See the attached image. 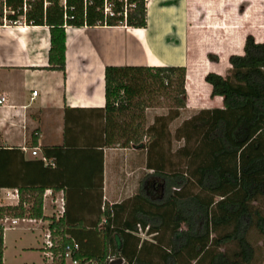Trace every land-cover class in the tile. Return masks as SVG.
Listing matches in <instances>:
<instances>
[{
	"label": "trees",
	"instance_id": "1",
	"mask_svg": "<svg viewBox=\"0 0 264 264\" xmlns=\"http://www.w3.org/2000/svg\"><path fill=\"white\" fill-rule=\"evenodd\" d=\"M27 4L24 12V0H0V24L6 5L14 10L7 20L24 17L27 24L48 26L47 68L64 74L68 26H148V0H66L65 5L62 0H28ZM230 63L226 76L216 72L205 76L211 96H222L224 106L194 112L174 135L170 123L188 104L187 68L106 66L105 107L85 110L104 120L97 139L102 147L118 144L146 150L147 168L153 172L133 197L106 204L90 228L48 218L55 240L51 264H66V246L73 241L80 245L71 254L79 264H108L113 257L123 258L125 264L264 263V42L249 34L244 54L232 55ZM157 94L171 101L170 111L157 115L145 129V110L153 106L148 96ZM173 139L183 141L174 152ZM152 175L162 184L160 196L144 189ZM43 191L30 209L21 200L0 211L19 218H47ZM76 231L97 233L100 240H79ZM142 232L152 237L143 239ZM3 253L0 225V264Z\"/></svg>",
	"mask_w": 264,
	"mask_h": 264
},
{
	"label": "crops",
	"instance_id": "2",
	"mask_svg": "<svg viewBox=\"0 0 264 264\" xmlns=\"http://www.w3.org/2000/svg\"><path fill=\"white\" fill-rule=\"evenodd\" d=\"M248 15V10L241 14L238 0H148L146 28L68 26L66 74L47 68L48 26L27 24L24 17L3 20L0 94L7 102L0 105V203L16 206L23 200L30 209L44 189L47 217L21 218L4 230V264H47L43 241L51 231L48 218L90 228L106 204L133 197L142 189L145 171L153 172L143 149L102 147L97 139L104 120L85 110L105 107L106 66H185V110L223 107V97L211 96L205 76L209 72L226 76L232 67L230 57L244 54L249 34L264 42V21L256 30L247 23ZM191 88L197 95L194 103ZM33 90L38 91L36 96ZM86 144L93 148H80ZM36 148L38 154L33 155ZM157 182L152 175L151 190L149 185L144 189L153 192ZM16 189L19 199L7 197ZM6 231L15 234L14 256L7 253ZM75 234L82 241L100 240L97 233Z\"/></svg>",
	"mask_w": 264,
	"mask_h": 264
},
{
	"label": "rangeland",
	"instance_id": "3",
	"mask_svg": "<svg viewBox=\"0 0 264 264\" xmlns=\"http://www.w3.org/2000/svg\"><path fill=\"white\" fill-rule=\"evenodd\" d=\"M239 3V9L241 14H244L247 10L249 11V15L246 19L247 23H249V26H256V30L261 28L263 25L261 23H263L264 21V0H238ZM23 18L21 17L20 20H22ZM252 29V28H251ZM191 102L194 103L197 95H195L192 91L191 88ZM150 97L149 101L151 102V104H153V106L147 108L145 110V117H144V128L146 129L148 126H150L153 122L154 119L157 115H165L168 114L170 111V107H171V101L166 98L164 95H158L157 96H148ZM152 97V98H151ZM185 110V109H184ZM198 111V110H197ZM196 112V111H194ZM194 112H189L187 110H185L184 112H181V116L177 119H175L174 121H172L170 123V130L172 132V134L174 135L176 129L178 126H180V124L187 118H189ZM183 141H177L175 139H173V143H172V151L174 152L178 146L182 145ZM144 150V149H143ZM144 152H146V150H144ZM147 172L145 171L144 173V178L146 177ZM150 181H151V177H148L145 183V186L149 185V188L151 190L150 187ZM155 181V179H154ZM159 181V185L157 184V188L153 189V196H160L163 190L162 184ZM144 183V181H143ZM155 186V185H154ZM12 229V228H9ZM8 236V250L7 253L10 256H14L15 255V249L13 248L14 246V238H15V234L12 231H6V237ZM141 237L143 239H150L152 236L151 235H147L146 232L141 233ZM70 263V262H69ZM71 264V263H70ZM264 264V263H263Z\"/></svg>",
	"mask_w": 264,
	"mask_h": 264
},
{
	"label": "built area",
	"instance_id": "4",
	"mask_svg": "<svg viewBox=\"0 0 264 264\" xmlns=\"http://www.w3.org/2000/svg\"><path fill=\"white\" fill-rule=\"evenodd\" d=\"M4 1H6V0H4ZM27 1L28 0H24V5H23L24 12H26V10H27V6H28ZM62 3L65 5L66 4V0H62ZM9 13H14V10L11 9V8H8L5 5V7H4V20L5 21L7 20L6 15L9 14ZM32 94H33V96H36L38 94V91L37 90H33ZM6 102H7L6 96L0 94V105L5 104ZM32 153H33V155H37L38 154V149L37 148L34 149ZM43 159L45 161H47V158L45 156H43ZM7 197L19 199V191L16 189V190H14L12 192H8ZM3 206H4V204L0 203V207H3ZM20 219L21 218H19V217H13V216H10L8 214H3L0 211V225L4 228V230L7 229V228L13 227V225L16 224ZM53 247H55V240L52 237L51 231H48V233L45 234V238H44V241H43V253H44V256L46 257V263L47 264L53 263L54 254H53V252L51 250ZM79 248H80V245L76 241H73L72 244H69V245L66 246V256H67V258H70V262L72 264H79V262L71 256L72 252L75 251V250H78ZM67 258H66V260H67ZM115 259H118V257L111 258L109 260L108 264H110ZM123 263H125L124 259H123Z\"/></svg>",
	"mask_w": 264,
	"mask_h": 264
},
{
	"label": "water",
	"instance_id": "5",
	"mask_svg": "<svg viewBox=\"0 0 264 264\" xmlns=\"http://www.w3.org/2000/svg\"><path fill=\"white\" fill-rule=\"evenodd\" d=\"M110 264H125V263H123L122 258H118V259H115L114 261H112Z\"/></svg>",
	"mask_w": 264,
	"mask_h": 264
},
{
	"label": "flooded vegetation",
	"instance_id": "6",
	"mask_svg": "<svg viewBox=\"0 0 264 264\" xmlns=\"http://www.w3.org/2000/svg\"><path fill=\"white\" fill-rule=\"evenodd\" d=\"M155 183V182H154ZM157 183H159V182H157Z\"/></svg>",
	"mask_w": 264,
	"mask_h": 264
}]
</instances>
